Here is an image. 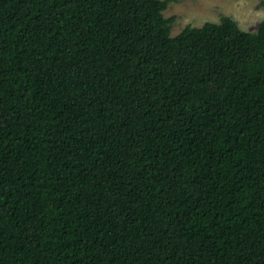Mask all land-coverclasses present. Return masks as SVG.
<instances>
[{
    "label": "trees",
    "instance_id": "obj_1",
    "mask_svg": "<svg viewBox=\"0 0 264 264\" xmlns=\"http://www.w3.org/2000/svg\"><path fill=\"white\" fill-rule=\"evenodd\" d=\"M169 2L0 0V264H264V20Z\"/></svg>",
    "mask_w": 264,
    "mask_h": 264
},
{
    "label": "rangeland",
    "instance_id": "obj_2",
    "mask_svg": "<svg viewBox=\"0 0 264 264\" xmlns=\"http://www.w3.org/2000/svg\"><path fill=\"white\" fill-rule=\"evenodd\" d=\"M163 13L175 17L171 36L188 24L198 27L206 21L218 22L222 15L230 16L242 30L253 32L264 20V3L261 0H170Z\"/></svg>",
    "mask_w": 264,
    "mask_h": 264
}]
</instances>
